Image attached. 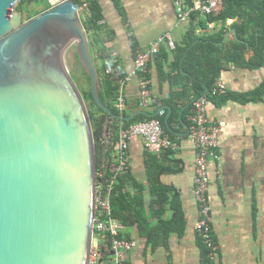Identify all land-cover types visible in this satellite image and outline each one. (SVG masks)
I'll return each instance as SVG.
<instances>
[{
	"label": "water",
	"instance_id": "water-1",
	"mask_svg": "<svg viewBox=\"0 0 264 264\" xmlns=\"http://www.w3.org/2000/svg\"><path fill=\"white\" fill-rule=\"evenodd\" d=\"M21 1L0 0V264H91L98 166L85 73L116 117L76 0L30 21Z\"/></svg>",
	"mask_w": 264,
	"mask_h": 264
},
{
	"label": "crops",
	"instance_id": "crops-1",
	"mask_svg": "<svg viewBox=\"0 0 264 264\" xmlns=\"http://www.w3.org/2000/svg\"><path fill=\"white\" fill-rule=\"evenodd\" d=\"M58 1L49 0V3L52 6ZM101 4L105 19L94 48L96 65L100 69H116L129 75L134 70L137 52L148 50L168 32L176 45L183 42L193 27L200 39L214 37L221 31L227 32L226 40L236 36L232 26L237 19H229L226 23L210 22L208 17L195 13L196 21H193V14L182 22L171 0H102ZM201 21L206 24L201 26ZM162 47L175 50L166 44ZM157 56L150 64L152 104L145 110L155 114L157 105L165 103L170 114L172 109L167 102L171 101L175 90L168 81L161 79ZM251 56V53L247 54L246 59ZM173 63L174 56L171 55L164 63L162 73L168 74ZM227 67L220 79L227 87V93L223 95L226 99H210L208 105L211 123L224 124L217 157L209 171V201L217 245L211 264H264V67L259 70L234 65ZM139 94V78L136 77L125 86L127 103H136ZM186 108L185 104L179 113L180 125H174V140L179 149L171 151L172 155L164 164L168 172L160 179L162 186L171 190V195L182 208L185 230L182 234L171 233L155 246L138 226L123 228L122 237L137 242L136 249L127 256V264H204L203 250L195 232L199 217L194 195L196 148L190 137L191 112L185 114ZM151 158L144 140L133 138L129 172L144 188L146 214L150 224L156 227L160 221L152 215L159 207L150 208L157 200L151 197L148 167ZM128 192L136 193L132 187ZM163 211L165 221L172 219L171 203H165Z\"/></svg>",
	"mask_w": 264,
	"mask_h": 264
},
{
	"label": "trees",
	"instance_id": "trees-1",
	"mask_svg": "<svg viewBox=\"0 0 264 264\" xmlns=\"http://www.w3.org/2000/svg\"><path fill=\"white\" fill-rule=\"evenodd\" d=\"M101 1L76 0L80 6L83 24L89 35L95 64L96 59L93 52L95 45L98 44V38L103 30L102 22L105 19ZM51 7L49 0H22L18 10L23 14L25 21H30L48 11ZM196 18L197 15L194 14L193 21H196ZM229 19H237V22L232 26V29L236 31L234 39L226 40L227 32L225 31H221L214 37L200 39L193 27L187 33L183 42L180 45H176L174 51H169V49L164 47L161 48L157 56V68L161 79L168 81L171 88L175 90L171 101L167 102V105L172 109L170 114L165 108V103L157 105L155 114H152L142 108L139 99L133 105L127 103L126 109L121 116L116 109V99L120 81L126 78L127 74L116 69L108 73L107 68L100 69L96 65L101 83L100 98L102 103L115 115L116 118L112 117L115 122H119L118 119L121 116L124 127L128 128L138 123L160 120L165 134L174 140L176 136L174 125H180L179 113L185 104L187 108L184 113L190 114L193 101L199 97L207 96L213 100L221 98L223 101L226 99L224 96L213 97L212 90L221 79V75L228 68V65L249 70L263 68L264 0H226L225 10L218 17H208L210 22L220 21L226 23ZM204 24L206 22L201 21V26H204ZM249 53L252 56L247 60L246 56ZM171 55L174 56V63L170 67V72L168 74L162 73L164 63L169 60ZM85 76L88 88L87 90L82 89L81 93L87 104L93 127L97 154L98 183H103V180L111 175L102 169V164L109 165V163L111 164L115 161V144L118 140L120 126H114V138L111 140L108 151L104 155L102 137L107 119L112 118L96 106L90 92V80L86 73ZM73 77L74 79L76 78L74 75ZM160 110L165 111L163 117L159 115ZM135 114H137L135 118L129 120ZM171 155V151L164 152L160 158L152 155L149 161L151 197L157 199L151 203L150 208L159 207V210H156L152 215L154 219L160 221L156 227L150 224V218L146 214L144 188L134 180L130 172L118 177L112 196L113 217L125 229L135 225L138 226L141 233L147 236L155 246L159 245L160 239L166 240L171 233L182 234L185 230V215L181 206L176 203L175 197L171 195V190L163 187L160 181L161 176L168 172L164 164ZM129 187L135 190V195L128 192ZM165 203H171L174 212L172 219L169 221L163 219ZM146 231H148L147 234ZM97 234L99 235V240L104 239L103 248L107 250L110 244V236L107 233L102 235L96 232L95 235ZM198 239L203 250L204 264H211L210 251L204 246L199 236Z\"/></svg>",
	"mask_w": 264,
	"mask_h": 264
},
{
	"label": "built area",
	"instance_id": "built-area-1",
	"mask_svg": "<svg viewBox=\"0 0 264 264\" xmlns=\"http://www.w3.org/2000/svg\"><path fill=\"white\" fill-rule=\"evenodd\" d=\"M177 10L178 18L184 22L189 20L193 14L199 13L204 17H218L225 10L226 0H171ZM166 44L171 50L176 48L174 38L170 32L155 42L148 50L138 51L134 70L120 81V88L116 99V109L123 115L127 101L124 89L133 78H139L140 94L139 99L143 109H147L152 104V91L150 76V64L160 52V48ZM108 73L113 69H108ZM227 93L225 83L219 80L212 90V96H223ZM210 98L202 96L193 101L191 110L190 137L196 148L195 161V186L194 195L198 206V221L195 225V232L202 243L210 251L211 257L217 252V245L213 236V216L209 201V191L211 186L210 168L212 162L217 157L216 150L219 144V136L224 124H212L208 117V105ZM160 117L165 115V111L159 112ZM115 120L107 119L102 137L103 152L107 153L114 138V126L119 125L120 130L118 140L115 144L114 163L102 164V169L111 176L105 178L103 183H98L97 189V218L95 221V233L110 236V244L105 252L104 239L98 240L91 254V264H127V256L137 247V242L122 237L123 226L113 217L112 196L118 177L129 172V151L130 142L135 137L144 140L145 149L152 155L160 158L166 151H177L179 145L176 141L167 136L163 130L160 120H151L138 123L125 128L122 117ZM110 117V116H109ZM102 175V172H101ZM103 177V175H102Z\"/></svg>",
	"mask_w": 264,
	"mask_h": 264
},
{
	"label": "rangeland",
	"instance_id": "rangeland-1",
	"mask_svg": "<svg viewBox=\"0 0 264 264\" xmlns=\"http://www.w3.org/2000/svg\"><path fill=\"white\" fill-rule=\"evenodd\" d=\"M93 54H94V52H93ZM98 240H99V235L97 234V235H95V246L98 245Z\"/></svg>",
	"mask_w": 264,
	"mask_h": 264
}]
</instances>
